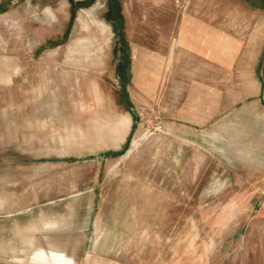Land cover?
Segmentation results:
<instances>
[{
    "label": "rangeland",
    "instance_id": "1",
    "mask_svg": "<svg viewBox=\"0 0 264 264\" xmlns=\"http://www.w3.org/2000/svg\"><path fill=\"white\" fill-rule=\"evenodd\" d=\"M0 264H264V0H0Z\"/></svg>",
    "mask_w": 264,
    "mask_h": 264
},
{
    "label": "trees",
    "instance_id": "2",
    "mask_svg": "<svg viewBox=\"0 0 264 264\" xmlns=\"http://www.w3.org/2000/svg\"><path fill=\"white\" fill-rule=\"evenodd\" d=\"M112 1H113V0H112ZM112 13H113V15H114V17H115V20L118 21V22L120 23V22H121V17H120V15L118 14V12H117V10H116L115 7H113V9H112Z\"/></svg>",
    "mask_w": 264,
    "mask_h": 264
}]
</instances>
